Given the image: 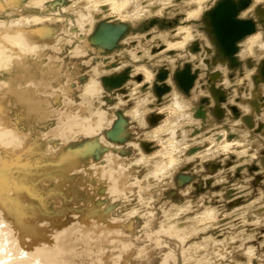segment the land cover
Masks as SVG:
<instances>
[{
  "label": "rangeland",
  "instance_id": "rangeland-1",
  "mask_svg": "<svg viewBox=\"0 0 264 264\" xmlns=\"http://www.w3.org/2000/svg\"><path fill=\"white\" fill-rule=\"evenodd\" d=\"M34 1L0 0V22L26 15L51 18L27 28L0 27V198L9 213L14 216L20 206L37 226L49 225L45 236L55 253L58 225L59 232L68 223L81 230L84 243L76 242L75 253L64 252L62 257L68 256L55 264H264V83L256 86L252 80L264 64L262 22L243 17L257 24V32L239 44L240 65L231 67L227 60L228 67H216L217 57L210 63L200 58L210 44L206 38L190 42L187 54L169 49L180 44L182 32L193 39L195 25L198 32L210 31L178 10L183 0L136 22L115 15L97 19L92 12L93 28L90 21L85 25L91 39L104 21L126 31L112 49L77 56L78 46L90 47L74 35L75 11L87 2L71 0L75 10L69 0L42 9L30 6ZM102 6L111 11V4L103 3L98 14ZM255 9H264V0ZM35 32L46 35L51 47L40 45L22 55L4 48L5 42ZM257 33L263 39L259 51L243 58L246 42ZM188 68L191 87H182L177 75ZM111 80L118 81L112 89L106 83ZM213 87L223 93L220 102ZM176 97L188 104L183 118ZM30 100L42 101L43 113L29 116ZM61 127L71 129L65 130L66 139H41ZM174 127L180 139L172 145ZM20 135H26L21 140L27 156L15 154ZM6 181L14 183L13 194L6 192ZM205 214L213 219L205 220ZM9 247L2 246L0 257L7 251L12 257L3 264H18Z\"/></svg>",
  "mask_w": 264,
  "mask_h": 264
},
{
  "label": "bare ground",
  "instance_id": "bare-ground-1",
  "mask_svg": "<svg viewBox=\"0 0 264 264\" xmlns=\"http://www.w3.org/2000/svg\"><path fill=\"white\" fill-rule=\"evenodd\" d=\"M49 1H54V0H35L34 2L30 3V6H33L34 8H38V9H42L45 5L47 6L48 2ZM87 2L86 4V7H85V11H84V8L80 10H77L75 9L74 7L76 6L75 3L77 2H72L71 0H69L70 2V5L75 9L77 10L78 12L75 11V13H77V15H79V18L82 20V21H85L84 23V29L81 30V34L83 35V40L82 41H85L83 43L85 44H88L90 47H86L85 45L83 46V48H77L76 50V55H84L86 53H88L89 51H93L92 53L94 54V51H97L99 52V54L106 50V49H112L117 41L119 40V37L126 31V26L124 25H120L118 23H109L107 21H104L105 23L103 24H100L99 25V28H98V31H97V34H94L93 38L91 39L89 37V33L90 31L87 30L86 31V23L87 21H90V30L91 28H93V23L91 22V20L94 18L95 15L92 14L95 13L96 11L99 12V9L101 7V5H103V3H106V4H111V11L110 10H107L106 7H103V10H101V12L103 11V14H96V18L97 19H101L102 17H111V18H114L112 17V15H115V17H120L121 20L122 17L124 18H127L133 22H136V21H140L141 19L145 18V17H149L153 14H162L163 13V10H164V7L169 5V2L173 3L174 0H104V1H101V0H85ZM184 2H180L181 3V6L179 5L178 7V10L179 11H186L188 12V15L190 17V19H193L195 21H198L200 23V25H203L205 24V26L210 30L209 31V34L208 32H201V31H196L199 30L198 27L195 25L194 28H193V33H194V38L193 39H201V37L203 38H206L210 44H207V47H205V50L202 51L201 50V53L202 52H205V54H201L200 55V58L202 59H205L203 60L204 62L205 61H209L212 62L213 60V57H217V66L216 67H219L220 65L222 66H227V60L230 62V66L231 67H235V66H239L240 63H239V60L237 58V54L239 53V44L248 36L254 34L257 32V24L252 21V20H246L245 18L243 17H248L250 15H254V17H256L257 19H259V21L262 22V26H264V9H255L256 6H258L260 3H262L263 0H254L252 2V0H250L249 4H247V0H219L217 2V0H183ZM253 3V5H252ZM179 4V3H178ZM63 5V4H62ZM171 5V4H170ZM186 5V6H185ZM218 5L222 6V7H226L229 9L232 8L233 11H236L237 12V15L239 17V19L243 22H247V21H250L253 23L254 25V31L251 32L250 34L248 35H245L244 38L240 39L237 41V47H238V52L236 54H234L233 56L231 55L230 53V50L226 44L225 41H221L216 35L218 32V30L216 29V26L212 24V21L214 20V17H213V14H214V11H215V7H217ZM250 5H252L250 7ZM27 6V5H26ZM50 6V5H49ZM58 6V5H57ZM80 6V5H79ZM192 6H196L197 9L194 10ZM189 7V8H188ZM213 7V8H212ZM250 7V8H249ZM17 8V7H16ZM23 8V7H22ZM61 8V7H60ZM181 8V9H180ZM9 9V8H8ZM207 9V10H205ZM54 10V9H52ZM51 10V11H52ZM57 10V8H56ZM177 10V9H176ZM1 11L4 12V8H3V4L0 3V13ZM80 11V12H79ZM57 12H60L57 10ZM86 12V13H85ZM203 13V14H202ZM159 14V15H160ZM99 15V16H98ZM202 15V16H201ZM61 16V15H60ZM251 16V17H252ZM201 18V19H200ZM51 19V18H50ZM50 19H48V17H41V16H21V18L17 19V20H11L9 22L4 23V21L0 22V27H7V28H11V27H31V26H37V25H40V24H43L44 22L49 21ZM200 19V21H199ZM119 20V19H118ZM70 21V19H69ZM88 23V24H89ZM204 23V24H203ZM199 25V24H198ZM69 26H72V25H69ZM215 28V29H214ZM2 30V29H1ZM6 30V29H5ZM216 30V32H215ZM191 31V32H192ZM261 33V32H260ZM258 34L255 36V37H252L250 38L247 42H246V50L245 52H243L244 54H242L241 56L244 58V57H248V56H251L253 55L254 52H257V50L259 51V48L257 49L258 45L261 44V37L262 35L261 34ZM183 35H181L182 40L181 42H178L180 44H177L175 45L174 48L176 49H182L186 43V41H192L191 36H192V33L186 38V36L189 34L188 32H182ZM185 34V35H184ZM212 38H210V36ZM205 39V40H206ZM180 40V39H179ZM206 40V42H208ZM263 40V39H262ZM14 40H11L10 42H7V43H4V48H9L11 51L13 50L14 53L15 52H19L18 54L22 55L24 53H27V52H37V49L40 47V45H46L45 47H51V43L47 40V37L46 35H38L36 32L33 33V34H30L28 35L27 38H24V39H21L19 40V42H17V44H14L13 43ZM200 42V41H199ZM176 43V42H175ZM1 44V43H0ZM263 45V44H262ZM39 46V47H38ZM91 46L95 47V50L94 49H91ZM190 44L185 47V51L184 53H189V50H190ZM264 46V45H263ZM80 47H82V45H80ZM93 47V48H94ZM255 47V48H254ZM32 48V49H30ZM197 48V47H196ZM262 48V46H261ZM90 49V50H88ZM263 50V49H262ZM261 50V52H262ZM191 51V50H190ZM191 53V52H190ZM264 53V52H262ZM32 54V53H31ZM260 54V53H258ZM19 55V56H20ZM256 57L258 55H255ZM206 57H208L206 59ZM233 57L235 58L233 60ZM260 57V56H259ZM261 57H263L261 55ZM188 59H191V57H186ZM249 58V57H248ZM251 58V57H250ZM258 58V57H257ZM226 59V61L224 60ZM258 60V59H257ZM256 60V61H257ZM262 60V59H261ZM260 62V61H259ZM201 65V64H200ZM219 65V66H218ZM204 66V65H203ZM228 67V66H227ZM222 68V67H221ZM220 68V69H221ZM96 69V68H95ZM258 71L254 74L252 80H254V82H256V86H260L259 84L260 83H264V64L259 66L258 68H256ZM220 71V70H219ZM224 71V70H223ZM254 72L256 70H253ZM191 73L190 69L188 68V70H185L184 72L180 73L179 75H177V79H178V83L179 85H181L182 87H186V86H189L191 87L189 84L186 83V79L185 77L188 76V74ZM146 77H147V81L152 82V80L154 79L152 75L146 73L145 74ZM252 75H253V72H252ZM251 73H250V76H252ZM249 78V77H248ZM251 78V77H250ZM199 79V78H198ZM250 80V79H249ZM154 82V81H153ZM234 82V81H233ZM250 82V81H249ZM107 85H109V87H111L112 89V86L118 84V81H115V80H111V81H108L106 82ZM150 85V84H149ZM89 87V86H88ZM92 87V86H91ZM98 86H93L91 88L92 92H96L97 91V88ZM247 87V86H246ZM252 87V86H251ZM252 89V88H251ZM143 92L145 91L144 89V86L143 88L141 89ZM152 91V90H151ZM158 92L161 91L160 88L157 89ZM211 91H212V95L213 97L218 101L220 102V99L223 98V93L221 90H217L216 88H211ZM99 93V92H98ZM97 94V93H96ZM101 94V93H100ZM194 94V93H193ZM242 94V92H241ZM264 94V93H263ZM262 94V95H263ZM87 95V94H86ZM143 95V94H142ZM249 95V94H248ZM259 95V94H258ZM92 96V95H91ZM248 97V96H247ZM33 98V97H32ZM257 98V96H256ZM192 99V98H191ZM248 99V98H247ZM24 100V99H23ZM247 101V100H246ZM42 102V101H41ZM40 101H35V100H30L28 101V107H29V110L27 111L29 116H31V114L33 113H43V106H42V103ZM183 102V101H182ZM104 103V102H103ZM253 103V102H251ZM251 105V104H250ZM249 105V106H250ZM92 106V105H91ZM154 106V105H153ZM176 106L178 108V111L180 113L179 117H185L184 116V104H178L176 103ZM217 110L216 112L218 114H222V110L220 108V106L218 105L217 106ZM247 108V107H246ZM258 108V107H257ZM261 108V107H260ZM94 109V108H93ZM248 109V108H247ZM188 110V109H187ZM194 111V109H193ZM201 111V110H200ZM249 111V110H248ZM256 112V109L254 110ZM262 111V110H261ZM48 112V111H47ZM243 112V111H242ZM258 112V111H257ZM91 113V112H90ZM104 113V112H103ZM250 113V112H248ZM247 113V114H248ZM102 114V113H101ZM101 114H98V115H101ZM106 115V114H105ZM199 115L201 117H203V113L200 112ZM246 115V113H245ZM244 115V116H245ZM255 115V113H254ZM94 116V115H93ZM98 117V116H97ZM97 120H99V118H97ZM246 117V116H245ZM86 118V117H85ZM101 119H102V115H101ZM143 119V118H142ZM246 120V118H244ZM257 119V118H256ZM96 121V120H95ZM144 121V120H143ZM179 121V119L177 120V122ZM101 122V121H99ZM142 122V121H141ZM252 122H254L255 124V121L253 120ZM258 122V121H257ZM94 123V122H93ZM98 123V122H97ZM83 124V123H81ZM80 124V125H81ZM96 124V122H95ZM101 124V123H100ZM99 124V125H100ZM110 124V123H109ZM108 124V125H109ZM77 125V123H76ZM88 125V124H87ZM246 125V124H245ZM79 126V125H78ZM82 126V125H81ZM98 126V124H97ZM248 126H251V125H248ZM12 127V126H11ZM83 127V126H82ZM91 127V126H90ZM94 127V126H93ZM92 127V128H93ZM96 127V126H95ZM176 127V125H175ZM174 129L172 128V130H170V140L172 141V145H174L175 143L179 142L178 140L180 139V132L177 131L179 128H175ZM69 128V127H68ZM67 127L65 128H56L54 130H51L47 135H42L41 136V139L44 140V141H48V140H51L53 138L56 139V137H62V138H65L66 137V134H67V131H70L71 129L69 128V130L65 131L66 129H68ZM88 128V127H87ZM105 128V127H104ZM101 129V127L99 128ZM84 130V129H83ZM87 130V129H86ZM85 131V130H84ZM83 132V131H81ZM88 132H90V130H88ZM92 132V131H91ZM94 133V132H93ZM22 134V133H20ZM184 134V132H183ZM24 135V134H23ZM91 135V133H90ZM94 135V134H93ZM179 135V136H178ZM240 135V133H239ZM238 135V136H239ZM241 136V135H240ZM250 136V135H249ZM19 137V136H18ZM26 137V135H25ZM24 136H22L21 138V135L19 138H17L16 140V150H15V154L17 156H24L26 155V149L27 148L25 147L24 143L22 142L21 139L25 138ZM60 138V140L62 139ZM69 138V137H68ZM250 138V137H248ZM247 138V139H248ZM40 139V140H41ZM66 139V138H65ZM185 139V138H184ZM67 141V140H66ZM249 141V140H248ZM251 141V140H250ZM102 143V142H101ZM106 143V142H105ZM183 143V142H182ZM92 144V143H91ZM90 144V145H91ZM262 144V143H261ZM89 145V144H88ZM223 145V144H222ZM232 145V144H230ZM212 146V145H211ZM228 146L229 144L227 145V147H225V145L223 147L227 148L226 150H229L228 149ZM239 146V145H238ZM51 147V146H50ZM48 147L46 148L47 151H51L52 149ZM183 147V146H182ZM221 147V148H223ZM232 147V146H230ZM229 147V148H230ZM235 147V146H234ZM219 148V147H218ZM223 148V150L225 149ZM236 148V147H235ZM94 148L93 147H90L89 149V152L92 153V150ZM216 151V149H214ZM219 150L221 151V149L219 148ZM28 151V150H27ZM53 151V150H52ZM51 151V152H52ZM184 151V150H183ZM210 150H208L209 152ZM212 152V153H215ZM207 152V151H206ZM206 152L204 154H206ZM217 152V151H216ZM172 153V152H171ZM28 154V157H29V152L27 153ZM47 154V153H46ZM49 154V152H48ZM51 154V153H50ZM54 154V153H53ZM195 154V153H194ZM203 154V153H202ZM209 154V153H208ZM207 154V157L211 154L208 155ZM178 155V154H177ZM213 155V154H211ZM27 156V155H26ZM31 156V155H30ZM51 156V155H50ZM206 157V156H205ZM204 157V158H205ZM211 157V156H210ZM118 159V158H117ZM150 161V160H149ZM148 161V162H149ZM156 164V162H155ZM174 164V163H173ZM14 166V165H12ZM23 166V165H22ZM105 166V165H104ZM154 166V165H153ZM119 167V166H118ZM160 167V166H159ZM164 167V165L162 166ZM169 167V166H168ZM176 167V166H175ZM91 168V167H90ZM120 168V167H119ZM155 168V167H154ZM157 168V167H156ZM155 168V169H156ZM124 169V168H123ZM160 169V168H159ZM166 169V168H165ZM126 170V169H125ZM162 171V170H161ZM102 170H100L99 173H97V175L99 177H101V173ZM156 173V172H155ZM157 174V173H156ZM159 174V173H158ZM157 174V175H158ZM163 174V173H161ZM156 175V176H157ZM160 175V174H159ZM161 176V175H160ZM159 176V178H160ZM98 177V178H99ZM55 178V177H54ZM154 178H156L154 176ZM109 180V178H108ZM97 183H98V186L100 185L101 183V180L99 179H96ZM12 189H14V183H10L9 181H6V184H5V190L6 192L9 194H13L12 193ZM9 191V192H8ZM89 192V191H88ZM114 193V191H113ZM7 194V195H8ZM115 194V193H114ZM11 196V195H9ZM12 198V197H11ZM98 198V197H97ZM97 198H94V199H97ZM90 199V198H88ZM146 199V198H145ZM4 200V199H3ZM92 200V199H91ZM23 201V200H22ZM95 201V200H94ZM93 201V202H94ZM2 200L0 198V215L3 214L4 211H8L6 213V216L3 217L4 220L0 221V253H3L4 252V248H2L3 245H10L11 248L9 247L8 249L11 251V254L15 253V255H18V256H15L14 258L16 259V262L18 264H55L54 262H59L61 258H65V256L67 257L68 255H65L66 253L70 254V251L72 250L71 253H73L75 250H76V245L77 244L76 242L82 240L83 243H84V240H85V236L84 234L81 232L80 229H74L72 230V227L73 225H71L69 227V223L65 226V227H62L64 229H60L61 231L59 232V228H60V225H58L59 221L60 220H54L53 222H56V224L58 225V233H57V238H58V252L55 253L52 248H51V245H50V242H48L46 240V236H45V231L46 229H48L50 226L45 224V225H41V226H37L36 224H34L35 220H34V216H31V215H27L24 211H22L20 209V206H17V210H16V214L13 216L12 214L9 213V208L5 207L3 204H2ZM20 202V201H19ZM21 204V202H20ZM19 204V205H20ZM17 205V204H16ZM26 205V204H25ZM261 209V208H260ZM248 212V211H247ZM262 212V211H261ZM113 213V212H112ZM260 214V212H259ZM4 215V214H3ZM206 215V214H205ZM207 216V215H206ZM213 216V215H212ZM264 216V215H263ZM12 218L11 221H7L5 219L7 218ZM75 217L76 215L74 216V220H75ZM199 217V216H198ZM200 218V217H199ZM207 219H213L210 215H208L205 220ZM264 219V218H263ZM62 221V220H61ZM60 221V222H61ZM70 222V221H69ZM114 222V221H112ZM212 222V221H211ZM63 223V222H61ZM110 223V222H109ZM77 227V224L76 226ZM74 227V228H75ZM48 233V232H47ZM80 241V242H82ZM65 246V247H64ZM75 247V250H74V247ZM82 250V249H81ZM65 252L64 256L62 257V254ZM79 252V251H78ZM61 253V255L59 254ZM75 253V252H74ZM6 254V258H2L0 257V264H3L4 262H8L12 259V257L10 256V253L9 251H7ZM262 263V262H261Z\"/></svg>",
  "mask_w": 264,
  "mask_h": 264
},
{
  "label": "water",
  "instance_id": "water-1",
  "mask_svg": "<svg viewBox=\"0 0 264 264\" xmlns=\"http://www.w3.org/2000/svg\"><path fill=\"white\" fill-rule=\"evenodd\" d=\"M246 2L247 4H249L250 0H247ZM215 8L216 9L213 14L214 20L212 21V24L215 25L216 29L218 30V32H216L215 30V32L217 33L216 36L221 41L226 42L230 53L233 56L238 52V47L236 45L237 41L244 38L245 35L253 32L254 25L250 21H241L237 15V12L233 11V9L230 7L228 9L226 7L218 5ZM234 59L235 58L233 57V60ZM125 80L126 79H124L122 82H124Z\"/></svg>",
  "mask_w": 264,
  "mask_h": 264
},
{
  "label": "flooded vegetation",
  "instance_id": "flooded-vegetation-1",
  "mask_svg": "<svg viewBox=\"0 0 264 264\" xmlns=\"http://www.w3.org/2000/svg\"><path fill=\"white\" fill-rule=\"evenodd\" d=\"M56 0H54V1H49L48 3H53V2H55ZM86 7V6H85ZM85 7H84V11H85ZM103 7V6H102ZM106 8H109V10H110V7H108V6H105ZM73 8V7H72ZM69 7H65L64 9H63V11L67 14V11H69ZM100 12V11H99ZM95 13H97L98 14V11H96ZM102 13V12H101ZM75 15H77V14H75ZM79 15H77V17H78ZM111 18V17H110ZM78 20H77V27L79 28V30H75V32H74V35L77 37V38H79V36H83V35H81V30L82 29H84V23H85V21H82L79 17L77 18ZM80 20V22H78ZM76 33V34H75ZM28 37V35H26V36H22L21 38H17V39H15L14 41H13V43L14 44H17V42H19V40H21V39H24V38H27ZM80 38H83V37H80ZM7 42H10V41H7ZM7 42H5V43H7ZM52 44V43H51ZM77 48H83V45H82V47H80V46H78ZM77 48L75 49V53H76V50H77ZM30 49H32V48H30ZM78 56V55H77Z\"/></svg>",
  "mask_w": 264,
  "mask_h": 264
},
{
  "label": "crops",
  "instance_id": "crops-1",
  "mask_svg": "<svg viewBox=\"0 0 264 264\" xmlns=\"http://www.w3.org/2000/svg\"><path fill=\"white\" fill-rule=\"evenodd\" d=\"M79 17V16H78ZM78 22H80V20L78 21ZM194 39H192V41H193ZM192 41H186V43H185V45H184V47L182 48V49H180V50H183V51H185V47L187 46V44L189 45L190 44V42H192ZM169 49H176V48H169ZM187 54V53H186ZM191 58H193V57H191ZM149 74V73H148ZM150 75H152V74H150ZM153 76V75H152ZM151 81V80H150ZM147 82H149V81H147ZM95 86V85H94ZM96 86H99V85H97L96 84ZM97 89V88H96ZM181 101H183L181 98H179V97H176L175 98V107H176V109L178 110V108H177V106H176V103H178V104H184L186 107H188V104H186V103H182Z\"/></svg>",
  "mask_w": 264,
  "mask_h": 264
}]
</instances>
